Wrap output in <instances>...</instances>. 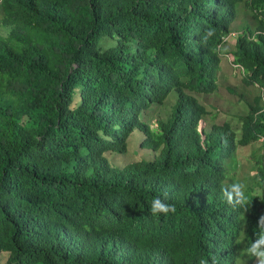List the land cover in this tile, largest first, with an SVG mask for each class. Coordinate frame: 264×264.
Masks as SVG:
<instances>
[{"label": "trees", "instance_id": "16d2710c", "mask_svg": "<svg viewBox=\"0 0 264 264\" xmlns=\"http://www.w3.org/2000/svg\"><path fill=\"white\" fill-rule=\"evenodd\" d=\"M0 27V264H249L264 0H0ZM237 181L246 213L221 193Z\"/></svg>", "mask_w": 264, "mask_h": 264}, {"label": "clouds", "instance_id": "9594fccd", "mask_svg": "<svg viewBox=\"0 0 264 264\" xmlns=\"http://www.w3.org/2000/svg\"><path fill=\"white\" fill-rule=\"evenodd\" d=\"M214 30L208 29L205 33V39L213 35ZM222 196L227 204L232 207L241 208L244 213L249 209V194L247 191V185L243 182L237 181L232 183H226L221 188ZM175 205L166 203L165 200L155 197L151 201L150 213L153 216L158 214L175 213ZM254 240L244 249V253L249 257L253 264H264V214L260 215L256 224V231L253 233ZM199 264H218L217 258L212 256L210 260L208 258H201Z\"/></svg>", "mask_w": 264, "mask_h": 264}, {"label": "rangeland", "instance_id": "374dc122", "mask_svg": "<svg viewBox=\"0 0 264 264\" xmlns=\"http://www.w3.org/2000/svg\"><path fill=\"white\" fill-rule=\"evenodd\" d=\"M236 22L238 23V25H240V23H242L241 20L239 19H236ZM0 34L1 35H5V31L0 27ZM234 42V36L233 34L230 35L227 39H226V45L228 46H232ZM229 59L228 58H225V59H222L221 61V74H220V79H219V82H220V87H219V92H220V95L218 96H211L206 102L207 103H210V104H218V106H222L223 105V100L224 98L226 97H229L227 95L228 92L226 91L225 89V86L226 85H229V84H236L239 88V84H238V77H234L233 74L235 73V71L233 70V68L229 65ZM240 91V89L238 90V92ZM233 96V95H232ZM234 99V98H233ZM167 109L166 106L162 105V106H159L157 108V115H163V111ZM222 110H226L227 112H230L232 110L231 106L228 105V104H225L222 108ZM219 119H224L225 118V115L222 113L218 115ZM155 117L153 116L152 119L150 121H152V124L151 125H154V120ZM202 126V123H200L199 127ZM134 136H137V137H140V135L138 134V132L135 130L133 133L130 134L128 140H127V150L129 151H133V147L135 146V140H134ZM139 141V140H138ZM138 144V143H137ZM256 145H253L252 147H254ZM134 153H136V151H133V155ZM254 171H251L249 173V175L253 174ZM249 264H253L252 260L249 258Z\"/></svg>", "mask_w": 264, "mask_h": 264}]
</instances>
